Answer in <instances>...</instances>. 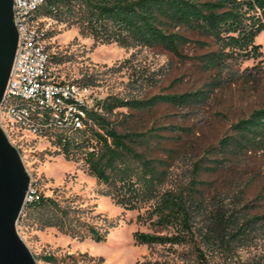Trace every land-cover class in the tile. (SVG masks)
<instances>
[{"label":"trees","instance_id":"1","mask_svg":"<svg viewBox=\"0 0 264 264\" xmlns=\"http://www.w3.org/2000/svg\"><path fill=\"white\" fill-rule=\"evenodd\" d=\"M34 19H51L75 28L94 45L142 47L182 61L193 60L199 71L212 75L196 91L146 99L108 96L96 103L97 111L87 110L91 124L84 130L52 134L59 154L66 159L79 155L86 173L102 186V196L128 210L149 203L144 221L151 232H137L133 239L137 245L175 248L174 261L136 264H264V192L257 199L263 201V208L254 210L253 203L244 202L243 188L256 180L257 173L242 182L251 158L264 154V102L231 123L215 144L202 151L184 180L171 189L164 187L177 148L162 132L171 127L120 130L108 119L122 108L150 111L162 104L201 105L215 89L260 77V72L246 75L235 67L260 56L254 40L264 31V0H44ZM192 47L196 52L190 57ZM50 63L60 65L64 60L49 54ZM203 173L223 174L229 186L242 188L231 196L230 203H214L200 193ZM72 202L61 203L39 193L38 201L23 207L17 223L32 221L39 230L52 228L72 239L104 243L114 221H86V210ZM34 258L45 264L102 263L101 258L85 254Z\"/></svg>","mask_w":264,"mask_h":264},{"label":"rangeland","instance_id":"2","mask_svg":"<svg viewBox=\"0 0 264 264\" xmlns=\"http://www.w3.org/2000/svg\"><path fill=\"white\" fill-rule=\"evenodd\" d=\"M37 23L42 34L47 36L45 47L48 53L64 60L60 65L50 63L56 80L83 81L94 90L98 100L108 96L146 99L156 94L196 91L212 77L199 71L193 60L182 61L163 51L142 47L94 45L91 38L82 37L75 28H67L51 19L37 20ZM254 44L258 46L260 56L243 61L235 70L239 73L244 71L246 75L260 72V77L246 79L244 84L215 89L207 102L201 105L174 107L162 104L150 111L122 108L108 116L120 130L123 127L138 131L151 126L171 127L162 131L169 144L177 148L165 189L180 184L202 151L215 144L231 123L263 104L264 31L255 38ZM195 52L192 47L189 56L193 57ZM53 138V135L46 138L21 133L15 139V147L35 188L40 194L61 203L73 201V205L86 210V221L103 224L105 218L114 221L115 227L109 230L104 243L97 244L90 240L72 239L52 228L39 230L32 221L17 223L18 235L31 254L36 258L49 254L56 257L85 254L101 258V264L174 261L172 249L175 248L137 245L133 239L137 232H151L144 221L149 203L136 210H128L116 205L110 197L102 196V186L86 173L79 155L66 159L58 153ZM255 173L257 178L243 188V197L244 202L253 203L252 206L257 208L254 210H260L263 201L257 199L264 192V154L258 153L251 158L243 172L242 182L246 183ZM200 178L204 181L200 193L203 192L204 198L214 203H230L231 196L242 188L241 185L235 188V184L229 186L223 174L203 173ZM36 263L45 264L39 259Z\"/></svg>","mask_w":264,"mask_h":264},{"label":"built area","instance_id":"3","mask_svg":"<svg viewBox=\"0 0 264 264\" xmlns=\"http://www.w3.org/2000/svg\"><path fill=\"white\" fill-rule=\"evenodd\" d=\"M12 2L18 44L0 105L2 131L15 147L21 133L48 138L84 130L91 124L87 110L97 111L99 100L88 85L58 81L53 75L44 34L34 19L44 0ZM38 200L39 192L30 180L24 206Z\"/></svg>","mask_w":264,"mask_h":264},{"label":"water","instance_id":"4","mask_svg":"<svg viewBox=\"0 0 264 264\" xmlns=\"http://www.w3.org/2000/svg\"><path fill=\"white\" fill-rule=\"evenodd\" d=\"M18 44L12 0H0V105ZM30 177L0 127V264H37L17 232Z\"/></svg>","mask_w":264,"mask_h":264}]
</instances>
